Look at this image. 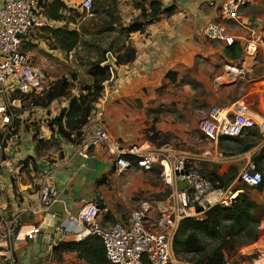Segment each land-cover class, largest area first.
Here are the masks:
<instances>
[{"label": "crops", "instance_id": "1", "mask_svg": "<svg viewBox=\"0 0 264 264\" xmlns=\"http://www.w3.org/2000/svg\"><path fill=\"white\" fill-rule=\"evenodd\" d=\"M52 1L46 0L39 6L38 20L44 18L49 21V28L55 30L66 28L67 31H79L78 27L73 25L74 22L54 21L46 17V6ZM61 1L66 6V14L69 15L73 14L76 5L80 7L82 0ZM159 1L166 6L174 5L173 13L149 22L144 26L143 32L126 33L124 29L129 26V21L124 24L121 20V35L114 38L109 44V49L105 51L115 57L122 54L124 47H131L136 52L135 58L127 64L115 63L118 75L113 83L104 89L95 112L101 114L108 133L120 140L125 147H155L148 139L150 134L155 133L158 136L157 141L163 142L162 145H167L178 153L200 155L205 150L210 154L225 149L230 151L231 146L219 145V142L202 143L203 139L197 135L200 133L197 122L199 119L208 118L212 109L228 114L232 107L240 102L247 104L256 114L264 116V53L259 51L254 57L244 58L245 77L226 84L222 81L225 67L237 64L241 55L237 60H229L221 43L203 37L205 24L212 20L219 21L216 7H210L208 0ZM2 2L3 0H0V6ZM120 5L118 15L125 14V20L129 18L126 16V6ZM146 8L148 9V5ZM242 17L244 22H255L257 28L264 33V0H248L242 9ZM224 26L236 37L245 35V32L236 26ZM235 46L240 48L241 41H237ZM25 50L32 57L35 66L44 65L45 74L47 71L55 72L62 66V62L69 59V54L75 51L60 50L48 28L40 26H36L28 35ZM112 61L110 59L109 62ZM168 72L175 74L172 79L167 78ZM188 77L191 81H185ZM89 82L91 83L90 77ZM64 99H57L49 106L52 109L54 104L61 101V111L67 105ZM35 110L31 109V112ZM21 114L18 117L20 120L25 115ZM21 132V142L13 144V147L4 153L13 158V166L20 164L22 170L16 178H12L7 172L4 173L0 185V214L9 218L19 207L36 203L39 182L43 173L49 170L50 180L54 183L58 196L57 202L46 213L21 216L15 226V233H19V238L33 225H39L40 232H43L54 224L58 226L65 222L68 213L76 216L82 200L96 201L101 208L107 209L100 211L97 217L102 227L115 223L126 225L130 213L145 200V172L132 168L118 175L111 157L101 147L91 149L88 158L83 159L75 154L73 143L67 142L69 145L62 146L60 154L53 157L52 162L43 159L37 161V170L34 169L32 161L23 163L24 157L31 159L35 156L34 145L38 137L34 139L31 127L28 131L21 129ZM51 132L50 130V135ZM27 137L31 144H19L25 143ZM195 145H198V152H191V147ZM254 155L256 154L250 151L241 156L222 157L218 162L199 161L196 165H200L199 170L203 174L215 176L214 179L219 181L230 166L237 167L236 163L239 161H243L244 165ZM179 187L184 189L185 183H179ZM249 197L259 203L253 196ZM38 236L39 234L36 238ZM35 239L16 242L15 250L20 251L19 255L14 252L16 264H37L38 256L42 255V252L34 251L33 247L38 246ZM58 242L59 240L55 243ZM255 245L264 247V237L260 236L249 247L252 249ZM43 258V264H56L68 259L77 260V264H86L77 258L75 252H63L59 259L50 252Z\"/></svg>", "mask_w": 264, "mask_h": 264}, {"label": "built area", "instance_id": "2", "mask_svg": "<svg viewBox=\"0 0 264 264\" xmlns=\"http://www.w3.org/2000/svg\"><path fill=\"white\" fill-rule=\"evenodd\" d=\"M45 1L3 0L0 6V128L5 126L0 136V146L3 148L1 153L21 142V131L14 129L13 123L16 111L23 107V99L26 96L41 97L51 83L44 73V65L35 66L32 57L25 50L27 37L36 26L51 27L44 18L38 20L39 6ZM217 2L208 0V5L216 7L219 21L207 22L202 35L206 40L221 43L223 48L235 46L237 41H241L240 61L227 65L222 77L224 83L231 84L237 78L242 80L245 77L244 58L254 57L259 51H264V33L257 28L255 22L251 24L239 20V13L248 0ZM80 8L88 18L94 16L93 0H82ZM66 13L63 12L64 15ZM224 24L240 28L245 35L234 36ZM18 35L26 38L21 39ZM71 55L70 53L68 57L71 58ZM64 100L68 103L67 99ZM30 108L39 107L30 105ZM197 129L208 144H217L220 138L241 137L254 131L257 134L256 146L251 151L258 154L264 149V116L256 114L244 102L235 104L228 114L212 109L208 118L198 120ZM81 131L82 138L73 144L76 155L87 159L91 149L101 147L111 157L118 175L132 168L150 172L155 166H159L162 180L171 192L164 202L141 201L130 213L126 225L115 223L106 227L98 223L97 217L100 211L107 209L101 208L96 201L82 200L77 215L66 214L65 222L56 227L60 232L58 243L68 242V239L82 242L89 236H97L102 241L108 264H193L174 252L173 240L180 223L185 219L201 221L211 208L227 207L238 195V190H234L231 184L226 188L216 187L196 167V162L199 161L218 162L222 158L220 152L210 154L205 150L200 155H195L178 153L167 145L148 149L125 147L120 140L108 133L101 114L97 112H92ZM4 163L5 161L0 160V169ZM21 170L20 164H12V178L20 176ZM50 171L44 172L39 182L36 203L19 207L9 218L0 214V264L6 261L15 264L16 242L34 240L41 231L39 225H33L19 238V233H15V226L21 216L46 213L57 202L58 192L50 180ZM236 179L255 189L261 183L262 174L255 162L248 159ZM179 183H185L186 187L180 188ZM252 249L257 255L254 263L264 264V247L255 245ZM230 262V258L225 256L223 263Z\"/></svg>", "mask_w": 264, "mask_h": 264}, {"label": "trees", "instance_id": "3", "mask_svg": "<svg viewBox=\"0 0 264 264\" xmlns=\"http://www.w3.org/2000/svg\"><path fill=\"white\" fill-rule=\"evenodd\" d=\"M141 1L148 2V9L146 4H140ZM46 7V17L48 19L74 22L73 18H69L71 14H63V12H66V6L61 0H53ZM135 8L140 19L131 22L124 29L126 33L143 32L144 26L149 22L171 15L175 9L174 5L166 6L159 0H140L135 3ZM48 30L51 36L55 38L58 48L62 51L70 52L78 44V33L74 30L67 31L66 28L56 30L48 28ZM224 53L229 60H237L241 55V49L232 46L225 48ZM135 54V50L131 47H124L122 54H117L115 57L111 56L113 55L112 53L104 50L100 58L89 63L86 73L91 78V83L80 88V93L77 96L69 97L66 94L71 84L66 78H61L60 80L52 81L40 98H32L30 105L34 106H49L54 100L60 98H65L68 101L67 106L48 123L49 129L53 131L56 137L54 136L51 138L52 141H50L49 139L43 140L39 138L36 140L37 135L33 136L36 140L34 145L35 156L31 158L34 169L37 170V164L39 165L37 161L43 159L44 151L53 147L59 148V140L73 144L80 141L83 134L81 130L88 123V118L92 112H95L96 104L104 89L112 84L118 75L115 69L116 65L132 62ZM110 59L113 60L112 63L109 62ZM174 75V73L168 72L167 78L172 79ZM40 99L41 102L39 101ZM148 139L155 146L163 144V142L157 141L158 136L155 133L150 134ZM256 139V132L249 131L241 137L220 138L219 145L224 142L229 143L233 145L229 148L230 151H235L246 143L255 142ZM229 144L227 146H230ZM224 151H227V149ZM263 154L264 149L254 155L251 160L256 165H259L263 162ZM42 166L47 167L45 164H42ZM236 168L235 166H230L219 181L214 179L215 176L204 175L216 187L226 188L235 178ZM261 173V183L254 189L258 193H264V171L261 170ZM233 189L243 190L231 205L211 208L201 221L185 219L180 223L173 240L174 252L178 257H189L188 259L193 264H224L223 259L225 256H232L242 245L252 244L259 239L261 233L258 230V225L262 222V218H260L261 213L258 212L259 203L252 201L247 194V191L252 188L243 184L242 188L233 187ZM262 227H264V222ZM63 252H75L77 258L86 264H108L102 241L97 236H89L82 242H62L53 251L57 259L61 257ZM14 263L16 264L15 259ZM3 264L10 263L6 261Z\"/></svg>", "mask_w": 264, "mask_h": 264}, {"label": "rangeland", "instance_id": "4", "mask_svg": "<svg viewBox=\"0 0 264 264\" xmlns=\"http://www.w3.org/2000/svg\"><path fill=\"white\" fill-rule=\"evenodd\" d=\"M138 1L140 0H93L94 16L91 18H88L86 14L83 11H81V8L76 5L73 14H71L69 18H73L72 20L75 23L73 25L75 26V28L78 27L79 29V31H76L78 33V44L75 47L74 53H72L71 59L69 58L65 62H62V66L57 68L55 72L49 73L47 71L46 77L49 79V82H52L54 80H60L61 78H66L71 84L70 89L66 94L69 97L77 96L80 93V88L90 84L89 75L86 73V71L88 70L89 63L100 58L102 56L103 51L109 49V44L111 43V41L114 38H118V36L121 35L120 31L122 30L120 29V27L123 26V23L125 24L127 21H129L130 24L134 20L140 19L138 15V11L135 8V3ZM120 4L124 5V7L126 6L125 8L127 13L126 16L129 18L125 20H124L125 14H123V16L118 15L119 14L118 12H120L119 11L120 9H118L119 6H121ZM140 4L147 5L148 2L141 1ZM134 13L136 14V16H134ZM121 20H123V23L121 22ZM239 20L244 21L242 17V10L239 13ZM262 52L264 53V51ZM186 80L191 81L190 77L185 79V81ZM196 96H200V95L196 94ZM32 98H34V96H29V97L26 96L24 98L22 109L16 111L13 127L17 131H21V129H25L26 131H28L29 128L31 127V129L34 131L33 135H37L39 139H43V140L49 139L50 141H52L51 138H53L54 136L56 137V135L53 134V131L51 132L50 135V129L48 127V123L59 114V111L61 109L60 107L61 101L57 102V104H54L52 108L53 110L48 105L46 106L39 105L37 106L39 107L38 109L31 112L30 102L32 101ZM39 101L41 102V99ZM20 114L21 115L25 114L22 117V120L18 118ZM20 122L22 123V125H20ZM4 128L5 126L0 128V136L3 134L5 130ZM197 135L200 139H203L200 133H198ZM28 138L29 137H27L25 143L22 142L19 144L22 145L26 144L28 146L29 144H31L30 139ZM59 141H60L59 148L53 147L43 152L44 161L52 162L53 161L52 158L60 154V149L62 148V146L69 145L67 144V141H62V140ZM202 143H206V142L203 140ZM228 144L226 142L222 143L223 146H226ZM197 146L198 145L191 147L192 150L191 152H194V150L198 152L196 150ZM2 149L3 148H1L0 146V160L5 161L6 165H3V167L0 169V185L5 172L9 173L10 176H12L11 165L14 162L13 158H10L11 156L9 155L7 156L6 154H4V152L1 153ZM28 160L32 161L30 158L24 157L22 162L26 163ZM262 161H263L262 163L257 165L258 170L260 172L261 170L264 171V154ZM236 164H237L236 176L230 182V184L232 185V188L233 187L242 188L243 184H241L236 179V177L239 171L241 170V168L243 167V161H239ZM196 167L198 170L200 169L199 164H197ZM145 174H146L145 200L150 202L152 201L164 202L170 196L171 191L164 184L162 180L161 168L159 166H155L152 171L145 172ZM230 184H228L226 187H228ZM242 190H238V194L242 192ZM247 194L249 196H253L259 202L258 212L261 213L260 218H262V222L258 225V230H260L261 236L264 237V227H262V223L264 222V193H258L254 189H249L247 191ZM50 230H52V228ZM249 246L250 243L246 245H242L241 247H239L240 250L243 249L242 251L237 249L232 256H228L231 260L230 264H255L254 261L257 255L254 253V250L251 249ZM33 249L34 251L39 250L40 252H42L44 250V246L38 244V246L33 247ZM14 252L15 255L20 254V251L18 250L17 251L15 250ZM40 256H38L37 264H43L44 262L43 261L44 256L41 258ZM186 258L188 259L189 257ZM22 261L23 260L20 258V262ZM77 263H78L77 260L73 261L72 259H68L67 261L61 260L59 263L57 262L56 264H77Z\"/></svg>", "mask_w": 264, "mask_h": 264}, {"label": "water", "instance_id": "5", "mask_svg": "<svg viewBox=\"0 0 264 264\" xmlns=\"http://www.w3.org/2000/svg\"><path fill=\"white\" fill-rule=\"evenodd\" d=\"M18 37L21 39L26 38V36L24 35H18ZM255 146H256L255 142L246 143L241 148L235 151H221L220 155L223 158L241 156L243 154L250 152ZM56 227L57 224H54V226L47 228L43 232H40L38 238L35 239V244H41L44 246V250L42 251V255L40 256V258L43 256L45 257L50 252H53L58 246V244H60V243L54 244V242L60 239V232H58ZM51 228L52 230H50Z\"/></svg>", "mask_w": 264, "mask_h": 264}]
</instances>
